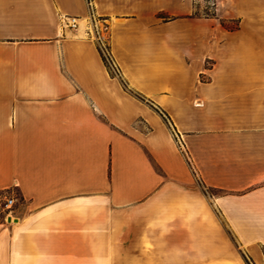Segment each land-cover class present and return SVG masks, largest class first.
Wrapping results in <instances>:
<instances>
[{"label":"crops","instance_id":"1","mask_svg":"<svg viewBox=\"0 0 264 264\" xmlns=\"http://www.w3.org/2000/svg\"><path fill=\"white\" fill-rule=\"evenodd\" d=\"M195 2L0 0V264H264V0Z\"/></svg>","mask_w":264,"mask_h":264},{"label":"rangeland","instance_id":"2","mask_svg":"<svg viewBox=\"0 0 264 264\" xmlns=\"http://www.w3.org/2000/svg\"><path fill=\"white\" fill-rule=\"evenodd\" d=\"M215 8L216 0H196L194 14L198 16L215 18L216 26H219L225 30H235L239 28V21L237 19L220 18L216 15ZM103 47L104 46H102V48ZM0 214L3 216V212H0Z\"/></svg>","mask_w":264,"mask_h":264},{"label":"built area","instance_id":"3","mask_svg":"<svg viewBox=\"0 0 264 264\" xmlns=\"http://www.w3.org/2000/svg\"><path fill=\"white\" fill-rule=\"evenodd\" d=\"M89 7H91L90 0H88ZM92 16V14L90 13ZM64 20V26L68 28H75L77 26V21L76 18L74 17H63ZM107 62L110 64L111 68L113 69L114 66L112 65V62L108 58L107 54L104 55ZM16 203V197L14 196H4L0 198V212H3L4 216L9 215L11 208L15 205Z\"/></svg>","mask_w":264,"mask_h":264},{"label":"trees","instance_id":"4","mask_svg":"<svg viewBox=\"0 0 264 264\" xmlns=\"http://www.w3.org/2000/svg\"><path fill=\"white\" fill-rule=\"evenodd\" d=\"M103 60H104V63H106V65L108 66V62H107V60H106V58H105L104 55H103ZM242 256H243L245 262H246L247 264H250V263H249V260H248L243 254H242Z\"/></svg>","mask_w":264,"mask_h":264}]
</instances>
